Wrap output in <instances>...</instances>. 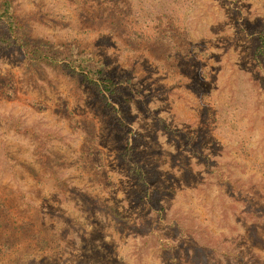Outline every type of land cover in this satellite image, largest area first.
I'll list each match as a JSON object with an SVG mask.
<instances>
[{"label":"rangeland","instance_id":"obj_1","mask_svg":"<svg viewBox=\"0 0 264 264\" xmlns=\"http://www.w3.org/2000/svg\"><path fill=\"white\" fill-rule=\"evenodd\" d=\"M4 1L58 64L0 26V264H264V0ZM62 46L123 81L115 112Z\"/></svg>","mask_w":264,"mask_h":264},{"label":"trees","instance_id":"obj_2","mask_svg":"<svg viewBox=\"0 0 264 264\" xmlns=\"http://www.w3.org/2000/svg\"><path fill=\"white\" fill-rule=\"evenodd\" d=\"M0 26L5 28L9 33L8 36L2 39L1 45L5 47L18 46L26 55L29 60L35 61L37 59L46 58V60L51 61L53 64H58L57 59H53L50 54H48V49L45 45H34L27 46L24 42L16 39V31L21 27L19 24V19L13 9V5L10 1H4L0 3ZM134 40L143 41L145 40L144 35L139 33H134ZM159 40L161 35H159ZM162 42L166 43V47L171 49L170 54L167 53V58L171 59L172 55L181 54V52L175 51L176 43L170 37L163 38ZM261 50H264V39H260ZM164 43V44H165ZM63 52L67 54V57L71 60V63H64L62 67L71 76L76 78H81L84 83L92 87L98 94H100L103 102L115 112L116 109L111 104V101H115L121 96L120 84L123 82L119 81L117 78H110L107 75L106 69L101 63L97 62L91 55H84L83 52L68 49L67 47H61ZM176 48V49H175ZM79 69L80 71H77ZM199 84V81L197 82ZM115 122L118 123L120 128H126L127 124L115 115ZM126 159L130 162L132 175L138 180V183L146 190L145 194L147 199L151 201L150 193L148 192L149 180L146 176L143 167L139 164V161L130 152L126 154ZM94 162V170H101V159L96 160L92 158ZM114 216H118L116 211H114ZM254 236L257 235L256 228L253 230ZM257 238V237H256ZM242 258V257H238ZM170 264H179V259L176 254L172 255L170 259Z\"/></svg>","mask_w":264,"mask_h":264}]
</instances>
